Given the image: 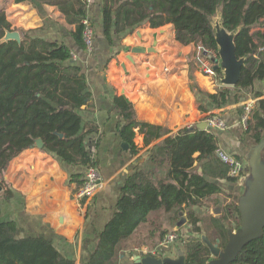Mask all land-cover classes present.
I'll return each mask as SVG.
<instances>
[{
	"label": "trees",
	"instance_id": "1",
	"mask_svg": "<svg viewBox=\"0 0 264 264\" xmlns=\"http://www.w3.org/2000/svg\"><path fill=\"white\" fill-rule=\"evenodd\" d=\"M30 1L39 11L55 5L65 15L76 45L86 51L83 38L88 9L82 0H15ZM104 33L113 44V33L132 31L143 23L151 27L172 24L176 40L182 44H203L218 52L212 20L221 10L225 27L232 31L241 27L236 37L238 57L247 56L239 83L234 87L220 86L216 92L202 89L191 78V89L197 97L199 110L208 112L226 106L232 97L237 102L261 93L255 83L264 80V0H102ZM260 27L254 32L252 29ZM11 23L0 11V182L10 161L38 138L44 150L70 165L98 167L87 148L86 140L98 127L83 125L80 109L92 97L84 68L75 63L73 49L63 41L34 36L21 30L22 43L2 42ZM219 74L220 70L217 68ZM204 100V101H203ZM113 110L122 119L118 131L135 155L140 147L135 142L136 128L145 135L148 145L164 128L142 122L134 103L123 95L113 98ZM248 123L247 132L257 142L263 140L264 101ZM61 134L63 136H61ZM217 136L195 125L185 127L175 137H168L150 149L148 162L154 169L135 167L127 177L114 213L105 227L96 233L86 264H120L121 255L134 246L155 247L168 233L180 234L183 216L193 233L183 239L186 264H206L212 253L202 240L206 234L223 249L234 231L240 230L241 212L234 201L222 207L220 215H201L197 208L217 206L223 192L222 181H235L231 167L217 155ZM156 168L166 169L156 176ZM84 173L73 174L79 187ZM3 196L8 200L12 191ZM1 217V207H0ZM187 224V223H186ZM185 224V225H186ZM181 237V236H180ZM0 264H75L63 255L53 241L43 234L23 235L15 221L0 218ZM231 264H264V228L257 239L249 242Z\"/></svg>",
	"mask_w": 264,
	"mask_h": 264
},
{
	"label": "crops",
	"instance_id": "2",
	"mask_svg": "<svg viewBox=\"0 0 264 264\" xmlns=\"http://www.w3.org/2000/svg\"><path fill=\"white\" fill-rule=\"evenodd\" d=\"M102 6V0H95L88 8L87 15L95 28L94 51L89 54L76 45L70 34L75 26L67 23L57 6L45 4L41 12L30 1L0 0V11L6 13L12 29L20 33L24 29L34 36L63 41L73 49L74 61L84 68L92 93L88 104L79 112L83 125L93 123L98 127V132L88 136L86 145L97 159L105 184L85 210L75 200L74 193L79 185L71 179L73 174H82L87 168L67 164L35 145L10 161L0 192L7 200L4 192L12 191L7 200L11 206L6 209L7 219L3 221H15L23 235H45L63 255L74 259L75 264L87 263L88 252L95 247V242L87 245L85 240L94 239L111 219L126 179L134 168L154 169L148 162L150 149L168 137H175L185 127L198 125L214 132L219 149L234 155L243 164L238 179L220 182L223 190L217 196L220 203L212 207L216 215L221 214L224 202L234 201L239 205L244 201L256 187V176L264 173V132L263 140L257 142L247 132L248 127L245 129L239 123L246 103H254L255 114L259 101H264V80L255 83L254 91L260 92V96L248 92V97L239 102L232 97L222 108L201 112L191 89V78L202 89L213 93L221 85L212 84L199 70L196 46L177 41L172 24L151 27L149 22L132 31L114 32L111 44L104 33ZM258 29L261 28L255 27L252 32ZM135 47L152 50L133 52ZM116 95H123L134 103L140 121L164 128L148 145L144 142L145 135L136 128L138 154L133 155L130 148L122 147L118 131L122 119L113 110ZM209 114H218L229 127L225 130L210 128L206 123ZM250 122H254L253 117ZM165 173L166 169L156 168V176ZM0 207L2 220L3 206ZM201 209L208 207L198 210L205 214ZM129 253L121 255L120 264L133 263V256L126 259Z\"/></svg>",
	"mask_w": 264,
	"mask_h": 264
},
{
	"label": "water",
	"instance_id": "3",
	"mask_svg": "<svg viewBox=\"0 0 264 264\" xmlns=\"http://www.w3.org/2000/svg\"><path fill=\"white\" fill-rule=\"evenodd\" d=\"M213 31L218 46V59L216 68L221 72L218 78V84L221 86H236L242 75V68L246 63L247 56L238 57L236 53V37L241 30L238 27L235 30H228L223 21L222 12L218 10L217 15L212 20ZM15 40L22 43V35L17 29H7L1 41L6 42ZM152 49L141 47L133 48V52H146ZM129 58L132 59L131 56ZM201 128L205 129L206 127ZM61 136H63L61 134ZM35 146L44 147L42 138L35 141ZM124 149L129 148L127 142H122ZM3 190V185L0 182V192ZM241 212V229L237 233H232L227 245L222 249L218 242L214 243L206 234H202L201 238L209 247L212 256L214 257L206 264H231L243 251L244 247L254 239L260 237L264 228V173L256 176V187L251 194L239 204ZM187 218L183 216L178 222V226H183ZM131 264H186V254L180 249L178 256L173 257L165 255L156 257L151 255H134L133 263Z\"/></svg>",
	"mask_w": 264,
	"mask_h": 264
},
{
	"label": "built area",
	"instance_id": "4",
	"mask_svg": "<svg viewBox=\"0 0 264 264\" xmlns=\"http://www.w3.org/2000/svg\"><path fill=\"white\" fill-rule=\"evenodd\" d=\"M86 5L87 9L94 3L95 0H82ZM84 31L83 38L86 45V52L93 53L95 43V28L93 22L87 15L83 20ZM264 50V46L260 48ZM218 52L213 49L206 48L203 44L199 43L195 48V58L197 66L203 75L207 76L212 84L218 85V78L220 74L217 71V59ZM73 58L76 59V55L73 53ZM254 114V103L248 102L245 104L244 113L241 115L239 123L246 129L249 121L252 119ZM207 126L210 128H217L225 130L229 127L228 123L220 117L218 114H209L206 118ZM218 157L225 163H227L231 169L229 175L234 178H239L243 170V164L234 155L225 153L218 149L216 151ZM85 182L79 187L74 193L75 200L79 206L85 210L86 206L95 198L98 192L103 188L105 179L103 178L98 167L89 166L84 174ZM180 238L179 233L175 230L166 235V237L155 247L148 245L134 246L130 253L133 255H151L156 257H163L165 255L174 254V246ZM178 250V249H177Z\"/></svg>",
	"mask_w": 264,
	"mask_h": 264
},
{
	"label": "rangeland",
	"instance_id": "5",
	"mask_svg": "<svg viewBox=\"0 0 264 264\" xmlns=\"http://www.w3.org/2000/svg\"><path fill=\"white\" fill-rule=\"evenodd\" d=\"M5 184V183H4ZM2 193V192H1ZM1 193H0V195H1ZM233 202V201H232ZM0 205H2L3 206V214H2V220H5V219H7L6 218V214H7V208H10V206H11V203H9V201H7V200H4V198L2 197V196H0ZM234 203V202H233ZM224 205H226V203L224 202V204L222 205V206H224ZM204 207H206V206H204ZM212 208V207H211ZM198 210H199V208H197ZM201 212H205V214H207V213H211V214H214V215H216L217 213L216 212H214V210H213V208L212 209H209V207H208V209H201L200 210ZM201 215H204L203 213H200ZM187 223V224H186ZM186 224V225H185ZM181 227V226H180ZM238 232V230L237 231H234L233 233H237ZM198 235V234H196V233H193V231H192V226L191 225H188V222H187V220H186V222L184 223V227L181 229V231H180V238L178 239V242L175 244V246H174V249H175V251H178L179 249H182L183 250V246H184V241H183V239L185 240V239H187L189 236H191V235ZM178 249V250H177ZM184 251V250H183ZM175 254H176V252L173 254V256H175ZM131 256V257H130ZM132 256H134L133 254L131 255V253H129V255L126 257V259L128 258V257H130V258H132ZM214 257L212 256L210 259H213ZM122 260V259H121ZM131 260V259H130ZM208 262H209V260H208Z\"/></svg>",
	"mask_w": 264,
	"mask_h": 264
},
{
	"label": "flooded vegetation",
	"instance_id": "6",
	"mask_svg": "<svg viewBox=\"0 0 264 264\" xmlns=\"http://www.w3.org/2000/svg\"><path fill=\"white\" fill-rule=\"evenodd\" d=\"M180 250V249H179ZM178 250V251H179ZM178 251L176 252L175 256H173V254H171L170 256H173V257H177L178 256ZM212 257V256H211Z\"/></svg>",
	"mask_w": 264,
	"mask_h": 264
}]
</instances>
